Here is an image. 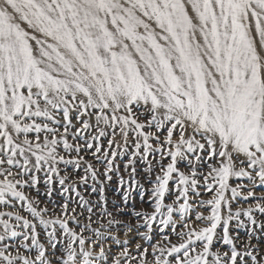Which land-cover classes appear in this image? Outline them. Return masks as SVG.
I'll list each match as a JSON object with an SVG mask.
<instances>
[{
    "label": "snow or ice",
    "instance_id": "obj_1",
    "mask_svg": "<svg viewBox=\"0 0 264 264\" xmlns=\"http://www.w3.org/2000/svg\"><path fill=\"white\" fill-rule=\"evenodd\" d=\"M0 209V264H264V0H0Z\"/></svg>",
    "mask_w": 264,
    "mask_h": 264
},
{
    "label": "rangeland",
    "instance_id": "obj_2",
    "mask_svg": "<svg viewBox=\"0 0 264 264\" xmlns=\"http://www.w3.org/2000/svg\"><path fill=\"white\" fill-rule=\"evenodd\" d=\"M86 159H88L90 162H92L97 168H100L101 171L103 170V165L101 162L93 159L90 155L86 156ZM123 161L127 160V157H123L122 158ZM121 175L124 176V178L126 180H128V176L126 173L123 172V163L121 162ZM144 165L142 163H140L139 161L137 162V168L138 171L141 173V175H138L137 179H141V182L145 184V188H150V185L147 183V181L143 180V173H142V169H143ZM68 171L71 173L73 171V169L71 167H69ZM63 175V172L61 173ZM83 171L82 169L77 170V175L75 177V179L78 180L79 175H82ZM41 177H43V174H39ZM91 183V182H90ZM40 189V193H39V198L40 199H45L44 195H43V189H44V185L41 183L37 186ZM55 187L57 189H60V185L57 183L55 185ZM78 190L80 191H88L89 194L92 196L93 199L96 198L95 194H91L90 193V189H87V186L84 187H79ZM260 191L262 190H258L257 194L259 195ZM29 195L31 196H37L38 193L35 190H32L31 192H29ZM105 195L108 198L109 203L106 205L107 207H109L111 209V202L112 201H117L120 202L121 198L123 196V190L121 188V186L119 185L118 179L115 175H113V180L108 182V185L106 187V191H105ZM55 196V193H54ZM204 200L210 199L211 198V194L210 193H205L202 197ZM73 199H78L75 197L74 193H73ZM170 202V201H169ZM151 203L152 201H150L149 199V195L147 193H145L144 197H143V202L141 201V192L139 189H133L132 191V196L130 198V200L128 201L127 204V209L128 211L126 212L125 215H123L122 217H119L120 219H124L127 220L128 222L132 223V224H136V223H143L142 219H138L136 217H134L132 215V209L134 208L136 211H144V210H148L151 211ZM123 206V205H122ZM235 207V205H234ZM244 207H247V204L244 205ZM0 210H8V209H0ZM199 211L203 212V214L205 216L209 215L208 211H205L203 208L198 209ZM190 217V226L191 227H204L206 226V222L205 223H200L198 221L195 220V211L190 212L189 214ZM174 220H176L177 222V230H181L180 229V218L178 215H174ZM161 219V217L157 216V220L152 222L153 223V232H152V237H153V243L159 241V242H163V236L165 234H169L170 235V239L172 241V243H178L177 238L175 236V234L171 233V229L166 228L164 225L159 224V220ZM233 224L235 223V221L232 222ZM141 232L146 231L145 228L141 227L139 229ZM184 231H187V229H183ZM127 231V229L123 226V225H117L114 226L113 229V233L116 235H119L120 239L123 241L126 238H131V244L130 247H134L135 243L139 242V243H144L142 240H139V237L136 236L135 232L133 233H129L128 237L125 236V232ZM240 235L243 237L244 236V229L240 230ZM259 235V232H258ZM120 249L118 246H113V251L118 252Z\"/></svg>",
    "mask_w": 264,
    "mask_h": 264
}]
</instances>
